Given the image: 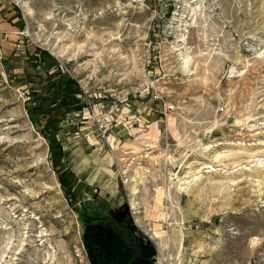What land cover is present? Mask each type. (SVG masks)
Masks as SVG:
<instances>
[{"label":"rangeland","instance_id":"1","mask_svg":"<svg viewBox=\"0 0 264 264\" xmlns=\"http://www.w3.org/2000/svg\"><path fill=\"white\" fill-rule=\"evenodd\" d=\"M35 48L86 91L59 124L70 188L27 111ZM263 157L264 0H0V264H91L87 211L124 207L150 264H264Z\"/></svg>","mask_w":264,"mask_h":264},{"label":"trees","instance_id":"2","mask_svg":"<svg viewBox=\"0 0 264 264\" xmlns=\"http://www.w3.org/2000/svg\"><path fill=\"white\" fill-rule=\"evenodd\" d=\"M26 55V59L33 66L45 65V72H47V78L38 85L37 90L29 94V100H33V105L28 107L27 111L31 121L39 124L38 130L47 140L49 158L57 168L56 171L60 186L62 188H70L76 182L77 177L67 167L64 160L63 144L58 137V131L60 130L59 124L68 115L85 108L86 102L82 99L84 92L76 79L64 73L60 68L55 69L52 73L50 72L51 66L55 62L46 51L35 48L33 53L26 52ZM78 185L77 183L72 191L73 197L77 195ZM75 208L80 213L81 220L83 221L82 215L85 214V209L80 211L78 207ZM88 218L84 220L88 221ZM93 240H96V238ZM84 245L86 248L85 242Z\"/></svg>","mask_w":264,"mask_h":264},{"label":"flooded vegetation","instance_id":"3","mask_svg":"<svg viewBox=\"0 0 264 264\" xmlns=\"http://www.w3.org/2000/svg\"><path fill=\"white\" fill-rule=\"evenodd\" d=\"M93 214L87 211V215L93 217L91 222L94 226L85 237V252L91 264H150L151 255L140 253L137 245L135 233L126 221L127 208L113 211L110 209L107 213ZM88 222V223H89ZM109 229V231H107ZM111 232L115 236L117 249L128 251L127 254L120 256L117 251L111 252L108 244L105 243L102 235ZM101 236V237H100ZM96 240H93L95 239ZM85 246V245H84Z\"/></svg>","mask_w":264,"mask_h":264},{"label":"bare ground","instance_id":"4","mask_svg":"<svg viewBox=\"0 0 264 264\" xmlns=\"http://www.w3.org/2000/svg\"><path fill=\"white\" fill-rule=\"evenodd\" d=\"M191 7V6H190ZM199 8L200 7H195V6H192L191 7V11H192V14H193V16H197V11L196 10H199ZM184 67L186 68V69H188L189 68V65H190V61H191V58L189 57V56H185L184 58ZM259 144V143H258ZM217 145V144H216ZM263 145V144H262ZM213 147V145H209L207 148H212ZM119 151V150H118ZM231 151V152H230ZM120 153H118L117 152V154H118V160H119V163L120 164H122V163H124L123 162V159H125V157L127 156V154H129L130 152H135L134 150H130V151H124V150H120L119 151ZM229 153H244V151H242V149H237V150H235V151H232V150H229L228 151ZM225 154H222L221 152H215L213 155H212V162H217L218 160H219V158H221V156H224ZM255 166H258V167H264V157L263 158H257V159H255ZM211 163V162H210ZM128 165V164H127ZM217 165V164H216ZM253 165V166H254ZM212 166V165H211ZM210 165H204V167H211ZM242 166H240L239 168H241ZM238 168V169H239ZM135 171H136V173L139 175V173L142 171L141 170V168L140 167H137L136 169H134ZM127 171V169H125V172ZM142 173V172H141ZM171 175H173V174H171ZM183 177H185V176H183ZM187 179V178H186ZM230 179V178H229ZM232 179V178H231ZM230 179V180H231ZM133 181V180H132ZM190 182V181H189ZM189 182H188V180H185L184 179V181H182V180H180V182H179V189H186L187 188V186H189ZM232 182V181H231ZM135 192V191H134ZM45 235H47V234H45ZM52 249V248H51ZM47 255H49V253L47 252ZM7 257V256H6ZM6 260L4 259L3 260V262H5Z\"/></svg>","mask_w":264,"mask_h":264},{"label":"built area","instance_id":"5","mask_svg":"<svg viewBox=\"0 0 264 264\" xmlns=\"http://www.w3.org/2000/svg\"><path fill=\"white\" fill-rule=\"evenodd\" d=\"M84 95H86V91H84ZM27 100H28V96H27ZM172 106V105H171ZM95 119H94V123H93V127H94V132L96 133V136H92V135H86L87 139H92V137H98V138H94L95 141L98 143V141H104V142H109L108 140V135H110L111 133V121L109 118V115L107 113H101L98 115H94ZM81 130V129H80ZM77 137H80V133L77 134Z\"/></svg>","mask_w":264,"mask_h":264},{"label":"crops","instance_id":"6","mask_svg":"<svg viewBox=\"0 0 264 264\" xmlns=\"http://www.w3.org/2000/svg\"><path fill=\"white\" fill-rule=\"evenodd\" d=\"M11 27H13V26H11ZM73 115H76L75 113L73 114ZM79 122V121H78ZM59 132H60V130H59ZM110 136H111V134H110ZM63 144V143H62ZM91 144V143H90ZM69 150H70V147H69ZM63 151H64V160H65V154H66V150H65V147H64V145H63ZM65 162H66V160H65ZM67 167L68 168H70L72 171H73V169L70 167V165H67ZM79 168H81V167H79ZM74 172V171H73ZM75 174V173H74ZM76 175V174H75ZM77 177V176H76ZM81 181H83L84 182V179L83 180H81V179H79L78 178V184H80L81 183ZM106 194L107 193H105V196H106Z\"/></svg>","mask_w":264,"mask_h":264}]
</instances>
